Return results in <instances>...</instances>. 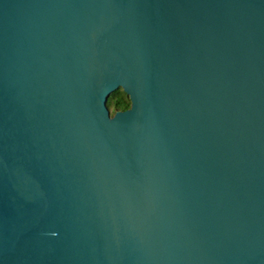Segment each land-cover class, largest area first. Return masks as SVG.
Segmentation results:
<instances>
[{
	"label": "water",
	"instance_id": "water-1",
	"mask_svg": "<svg viewBox=\"0 0 264 264\" xmlns=\"http://www.w3.org/2000/svg\"><path fill=\"white\" fill-rule=\"evenodd\" d=\"M0 264H264V0H0Z\"/></svg>",
	"mask_w": 264,
	"mask_h": 264
},
{
	"label": "trees",
	"instance_id": "trees-1",
	"mask_svg": "<svg viewBox=\"0 0 264 264\" xmlns=\"http://www.w3.org/2000/svg\"><path fill=\"white\" fill-rule=\"evenodd\" d=\"M106 105L112 115L117 110H125L130 107L128 95L121 89L112 91L107 98Z\"/></svg>",
	"mask_w": 264,
	"mask_h": 264
}]
</instances>
